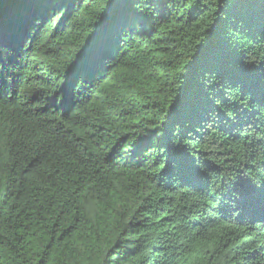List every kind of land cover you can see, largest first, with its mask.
Returning <instances> with one entry per match:
<instances>
[{
	"label": "trees",
	"instance_id": "1",
	"mask_svg": "<svg viewBox=\"0 0 264 264\" xmlns=\"http://www.w3.org/2000/svg\"><path fill=\"white\" fill-rule=\"evenodd\" d=\"M0 264H264V0H0Z\"/></svg>",
	"mask_w": 264,
	"mask_h": 264
}]
</instances>
